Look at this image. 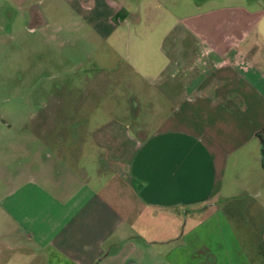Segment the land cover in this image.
Here are the masks:
<instances>
[{"label":"crops","instance_id":"0c3cea01","mask_svg":"<svg viewBox=\"0 0 264 264\" xmlns=\"http://www.w3.org/2000/svg\"><path fill=\"white\" fill-rule=\"evenodd\" d=\"M42 1L18 0L17 4L28 7L29 18L36 21V6ZM89 1L95 3L89 9L93 14L140 19L139 9L124 8L132 5L129 2ZM138 3L133 5L138 7ZM107 8L114 9L113 13ZM209 16L206 19H212ZM215 16L212 21L230 24L224 32L216 29L219 23L210 29L214 47L195 51L182 65L161 66L160 76L169 81L164 86L173 89V113L154 132H138L131 138L120 125L107 134L115 141L108 149L99 142L101 129L93 133L65 127L63 137L78 133V141L84 143L81 149L58 145L55 155L37 157L15 174L18 177L6 181L10 188L0 206V264H44L56 259L65 264H255L222 213L209 211L211 206L203 210L202 204L220 193L222 173L230 160L236 164L248 156L247 137L256 142L252 155L263 168L255 135L264 127V46L245 45L251 33L241 22L249 24L255 21L251 16L261 19L264 15L234 8ZM147 79L152 83V78ZM122 134L132 139L130 147L124 154L115 153L124 150V141L118 138ZM87 140L94 146L95 161L100 160L99 169L114 171L110 178L124 181L125 187L134 191L135 199L128 207L121 204L119 209L99 192L107 185L101 186L99 176L98 191L88 184L90 177L78 161ZM108 150L114 158L110 154L104 157ZM68 156L72 161H65ZM117 194L122 196V191H109V196ZM137 207L139 213L155 218L170 214L175 220L183 214L192 215L193 223L167 250H153L151 241H142L141 263L133 256L136 245L132 239L136 236L129 234L123 240L117 236L128 217L138 214Z\"/></svg>","mask_w":264,"mask_h":264},{"label":"rangeland","instance_id":"374dc122","mask_svg":"<svg viewBox=\"0 0 264 264\" xmlns=\"http://www.w3.org/2000/svg\"><path fill=\"white\" fill-rule=\"evenodd\" d=\"M17 1L0 0V206L9 187L6 181L18 177L15 174L26 164L45 153L55 155L58 145L70 149L84 146L83 141H78V133L65 139V127L93 133L101 129L99 142L108 149L115 141L109 140L107 134L120 125L131 138H136L138 132H154L173 113V89L164 86L169 81L160 76L161 66L177 62L182 65L195 51L214 47L210 29L219 23L216 29L224 32L230 24L212 21L216 14L239 8L264 15V0H138V7L133 5L137 0H107L120 5L129 2L132 5L124 8L139 9L138 20L93 14L94 10L89 9L95 3L89 0L80 4L44 0L36 6L34 21L28 16V7ZM208 14L212 19H206ZM253 19L252 23L241 24L251 33L245 45L258 48L264 46V17L251 16ZM147 78H152V83ZM211 120L212 116L208 121ZM118 138L124 141V150L115 153L124 154L132 139L123 134ZM244 140L250 149L248 156L236 164L230 160L222 173L220 193L205 201L202 209L211 206L209 211H220L242 241L248 257L255 264H264V169L252 155L256 142L249 137ZM85 144L78 161L90 177L88 184L97 190L99 176L101 186L107 184L99 192L119 209L121 204L122 208L128 207L127 203L135 199L134 191L125 187L124 181L110 178L114 171L100 170V160L96 162L93 157L92 142L87 140ZM109 154L114 158L109 150L104 157ZM66 160L70 162L72 157ZM40 180L44 182L45 178ZM109 191H122V196H109ZM29 200L32 206L33 199ZM31 210L33 217V207ZM135 211L138 214L128 217L117 236L122 240L129 234L136 236L132 239L136 245L133 256L140 262L144 258L142 241H151L153 250H167L193 223L192 215L183 214L173 220L170 214L155 218L139 213L138 207Z\"/></svg>","mask_w":264,"mask_h":264},{"label":"trees","instance_id":"16d2710c","mask_svg":"<svg viewBox=\"0 0 264 264\" xmlns=\"http://www.w3.org/2000/svg\"><path fill=\"white\" fill-rule=\"evenodd\" d=\"M255 137L257 138L259 142L261 161H262V165L264 168V127L256 133Z\"/></svg>","mask_w":264,"mask_h":264},{"label":"flooded vegetation","instance_id":"af4514ba","mask_svg":"<svg viewBox=\"0 0 264 264\" xmlns=\"http://www.w3.org/2000/svg\"><path fill=\"white\" fill-rule=\"evenodd\" d=\"M60 261H61L60 259H56L54 262L58 264V263H60ZM61 264H65V263L62 262Z\"/></svg>","mask_w":264,"mask_h":264}]
</instances>
